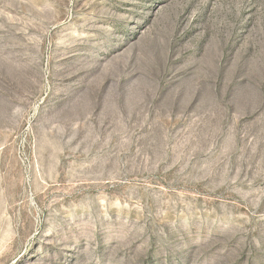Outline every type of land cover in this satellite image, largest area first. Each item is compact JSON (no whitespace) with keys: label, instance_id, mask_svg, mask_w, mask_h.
<instances>
[{"label":"rangeland","instance_id":"1","mask_svg":"<svg viewBox=\"0 0 264 264\" xmlns=\"http://www.w3.org/2000/svg\"><path fill=\"white\" fill-rule=\"evenodd\" d=\"M0 264H264V0H0Z\"/></svg>","mask_w":264,"mask_h":264}]
</instances>
